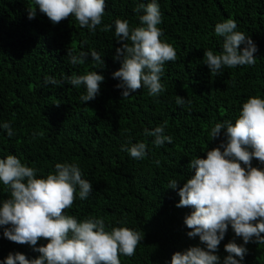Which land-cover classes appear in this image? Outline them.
Segmentation results:
<instances>
[{
    "label": "trees",
    "instance_id": "1",
    "mask_svg": "<svg viewBox=\"0 0 264 264\" xmlns=\"http://www.w3.org/2000/svg\"><path fill=\"white\" fill-rule=\"evenodd\" d=\"M148 2L106 0L102 24L93 34L74 16L54 25L38 7L30 20L28 8L35 6L34 0H0V124L10 122L15 132L9 138L0 128V159L16 155L23 164L39 170L37 178L54 174L57 163L78 164L93 191L82 201L77 188L76 199L65 214L78 221L102 218L109 232L127 227L144 233L134 256L120 255L121 264H171L177 251L195 246L206 250L198 236L188 237L184 218L193 209L176 207L180 197L177 190L167 188L168 183L175 179L182 187L195 174L190 161L206 158L208 150L225 141L223 131L211 140L216 123H234L249 97L264 99V0H157L163 21L158 25L163 31L161 40L174 47L177 59L165 64L161 77L165 91L158 97L141 88L123 99L116 87L119 81L112 78L121 66L113 57L123 42L117 41L114 27L108 32L101 28L117 18L128 20L130 27L140 26L143 12L134 9ZM228 18L257 46L256 63L225 67L221 75H211L204 52L222 51L223 38L214 28ZM68 50H74L73 55L89 52L87 61L72 65ZM92 50L100 54L104 65H95ZM89 71L105 79L97 97L85 103L80 97L86 89L68 84L67 78ZM46 76L62 83L45 85ZM177 96L191 103L177 105ZM165 121V135L172 137V143L158 147L152 142L154 137L144 132ZM40 132L42 137L33 138ZM129 142L147 145L143 160L121 151ZM252 166L264 169L255 158ZM9 198L10 190L0 182V206ZM229 242L244 245L231 225L215 253L219 264L228 255L224 246ZM47 243L41 238L36 247ZM244 246L248 252L240 264H264V244ZM16 252L28 259L40 255L30 245L4 238L0 227V264Z\"/></svg>",
    "mask_w": 264,
    "mask_h": 264
},
{
    "label": "clouds",
    "instance_id": "2",
    "mask_svg": "<svg viewBox=\"0 0 264 264\" xmlns=\"http://www.w3.org/2000/svg\"><path fill=\"white\" fill-rule=\"evenodd\" d=\"M34 4L28 8L30 20L36 17L38 7L54 25L74 16L82 28L93 34L102 24L107 6L106 0H34ZM134 11L143 12L139 16L140 26L130 27L128 20L117 18L114 24L101 28L108 32L114 27L117 41L123 42L113 57L121 66L112 73V78L119 81L116 87L122 90L123 99L141 88H146L149 96L158 97L165 91L161 82L164 66L167 62H175L177 53L172 45L161 40L163 31L158 25L163 21L157 0L139 3ZM236 29L237 23L232 18L215 25V34L223 38V44L219 54L211 50L204 52V63L211 75H221L225 67L255 65L257 46L250 36ZM73 51L67 52L72 65L87 61L89 52L73 55ZM90 55L95 65H104L98 52L92 50ZM104 79L97 71H89L83 75L73 74L67 78V83L77 88L83 86L86 94L80 99L87 103L100 93ZM44 83L59 86L62 81L46 76ZM186 102L191 103L176 97L177 105ZM166 124L165 121L152 130L145 129L146 136L154 137L155 146L172 143V137L165 135ZM0 128L9 138L15 135L10 122H3ZM222 131L224 142L208 150L206 158L190 161L189 167L195 174L182 187H178L175 179L168 183L167 188L178 191L180 199L176 207L193 209L184 218V224L190 229L188 237L198 236L206 246V250L195 246L175 252L171 264H219L220 258L215 253L229 225L244 245L249 242L264 244L261 235L264 233V169L252 166L254 158L264 164V99L249 97L234 123L229 120L215 124L210 132L211 140L218 138ZM43 135V132L34 133L33 138ZM121 151L134 160H143L147 145L129 142L121 146ZM155 163L159 165L160 162ZM38 171L23 164L16 155L0 159V182L10 190V198L0 206L3 237L19 245H30L40 254L28 259L20 252L9 253L2 264H121L120 255L132 257L136 254L144 233L127 227H114L109 232L102 218L78 221L65 214L76 199L77 188L82 201L93 191L92 183L82 178L78 164L57 163L55 173L46 178H37ZM41 238L48 243L36 247ZM244 245L227 243L224 249L228 255L223 264H240L248 252Z\"/></svg>",
    "mask_w": 264,
    "mask_h": 264
}]
</instances>
